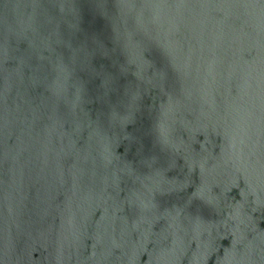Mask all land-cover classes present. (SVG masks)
<instances>
[{
    "label": "water",
    "instance_id": "water-1",
    "mask_svg": "<svg viewBox=\"0 0 264 264\" xmlns=\"http://www.w3.org/2000/svg\"><path fill=\"white\" fill-rule=\"evenodd\" d=\"M0 264H264V0H0Z\"/></svg>",
    "mask_w": 264,
    "mask_h": 264
}]
</instances>
